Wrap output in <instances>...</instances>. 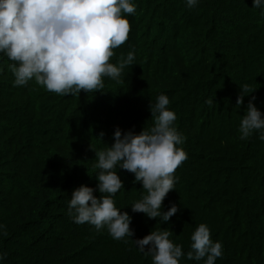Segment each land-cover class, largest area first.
Segmentation results:
<instances>
[{
	"label": "trees",
	"instance_id": "1",
	"mask_svg": "<svg viewBox=\"0 0 264 264\" xmlns=\"http://www.w3.org/2000/svg\"><path fill=\"white\" fill-rule=\"evenodd\" d=\"M134 3L128 39L110 59L118 64L134 52L133 65L119 79L104 77L100 92L60 96L34 80L14 86L12 62L0 54L3 264H153L132 241L168 229L186 254L201 223L223 245L216 264H264V140L261 132L241 140L239 132L253 96L264 114V9L253 0H199L193 8L185 0ZM244 85L254 92L243 93L238 106ZM161 94L186 137L178 147L188 159L162 202V212L172 204L178 212L166 223L133 213L146 192L117 168L123 189L113 199L131 217L134 235L117 241L106 228L74 223L68 200L81 185L95 188V152L111 146L117 127L139 134L154 126L149 105ZM180 264L204 260L182 257Z\"/></svg>",
	"mask_w": 264,
	"mask_h": 264
},
{
	"label": "clouds",
	"instance_id": "2",
	"mask_svg": "<svg viewBox=\"0 0 264 264\" xmlns=\"http://www.w3.org/2000/svg\"><path fill=\"white\" fill-rule=\"evenodd\" d=\"M185 2L193 8L199 0ZM252 7L264 9V0H253ZM135 12L134 0H0V54L12 62L8 67L15 77L14 86H26L34 80L60 96L100 92L105 86L104 77L119 79L124 69L133 65L134 52L121 57L118 64L110 59L114 50L127 41L131 26L126 17ZM253 92L244 85L236 105L243 103V93ZM254 100V96L249 100L240 121L241 140L254 132H261L260 139L264 140V114ZM169 104L167 95H159L156 103L149 105L154 126L143 128L139 134L122 132L117 127L111 146L105 144L95 152L94 167L99 170L95 188L81 185L68 200V215L74 223L90 224L97 231L106 228L117 241L134 235L131 217L121 212L113 199L123 189L117 168L133 174L146 192L131 205L133 213H143L148 219L160 217L166 223L178 212L176 204L162 212V202L175 188V170L188 159L184 149L178 147L186 137L177 130V116L169 110ZM94 193L106 195L97 197ZM0 233L6 234L3 224ZM172 235V231L160 229L131 241L140 253L152 256L153 264H180L182 257L216 264L223 256L222 243L213 241L204 223L192 233L191 250L186 254L182 245L170 239ZM6 256L0 253V264Z\"/></svg>",
	"mask_w": 264,
	"mask_h": 264
}]
</instances>
